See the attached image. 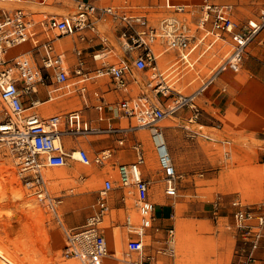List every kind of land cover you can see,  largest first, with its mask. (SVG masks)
Masks as SVG:
<instances>
[{"label": "built area", "instance_id": "obj_1", "mask_svg": "<svg viewBox=\"0 0 264 264\" xmlns=\"http://www.w3.org/2000/svg\"><path fill=\"white\" fill-rule=\"evenodd\" d=\"M1 1L14 6L0 7V101L3 105L0 111V155L11 152L23 178L35 174L37 180L44 183L42 170L45 167H64L73 158L72 152L64 146V137L74 138L85 130L77 124V110L49 116L40 114L36 110L44 102L38 98L40 88L50 87L47 89L50 100L60 92L75 90L77 85V91L83 93L87 90L86 81L108 76L118 91V97L109 101L100 96L96 108L101 112L110 108L114 116L120 115L137 124L131 128L116 126L111 116L104 115L101 119L106 125L97 131L116 136L117 146L125 147L127 137L136 132L133 130L145 127L165 194L170 197L178 195L180 174L161 121L168 112L179 108H188L190 121L197 120L202 111L198 102L200 95L222 74L240 72L251 43L264 29V9L257 21L242 20L236 15V3L230 1L202 0L193 5L184 0H161L157 6L173 14L159 17L127 6L125 9L121 5H99V0H70L74 11L63 15L27 7L29 4L47 5L50 0ZM195 9L199 11L198 15ZM37 15L42 17L37 18ZM107 19L117 23V41L112 42L107 35L100 36L102 47L93 54V59L103 62L93 74L84 69L82 50L76 48L78 64L75 73L79 78L71 80L64 52L56 47L57 39L76 35L86 41L87 32L98 33L99 22ZM170 50L176 51L177 58L165 59L163 65V57ZM206 54L209 55L206 72L203 73L202 69L196 71L199 86L190 93L173 88L171 81L175 82L182 69L195 68L194 55L199 60ZM116 55L115 62L108 61ZM170 91L176 96L170 104L164 105L157 96H169ZM130 149L135 158L117 165L118 185L115 186L114 175L106 173L85 223L66 230L65 256L77 258L82 264H105L108 244L102 224L110 209L112 193L118 188L122 192L119 196L122 203L126 204L127 194L134 196L136 210V219L127 215L124 222L129 234L127 253L138 254L142 264L151 258L145 253L147 238L151 230L159 228L155 224L156 204L150 196L151 180L143 171L147 165V149L137 136L131 141ZM114 151L106 148L92 157L85 148H77L79 160L84 165H104L111 160ZM231 207L234 227L243 246L229 264H264L257 255L264 237V201L247 204L235 198ZM165 239V250L159 248L157 251L174 258L177 242L174 226L166 228Z\"/></svg>", "mask_w": 264, "mask_h": 264}, {"label": "rangeland", "instance_id": "obj_2", "mask_svg": "<svg viewBox=\"0 0 264 264\" xmlns=\"http://www.w3.org/2000/svg\"><path fill=\"white\" fill-rule=\"evenodd\" d=\"M148 1L129 0L132 7L142 11L147 10L148 6L145 5L149 3ZM150 1L154 4L161 3V0ZM193 1L199 2L200 0ZM221 1L236 3L238 8L236 15L242 20H252L248 15L257 14L262 3H264V0H257L256 2L253 0ZM65 11L69 12L70 8L62 12ZM54 34L56 35V33ZM257 42L256 40L250 45L248 55L245 58L244 69L241 72L227 75V81L220 80L221 78L217 79L212 91L207 90L206 95H200L198 102L202 111L197 120L190 121L191 114L188 108H179L175 112H168L161 121L160 124L164 128L166 140L180 174L177 196L168 197L164 194L162 175L151 148L152 143L148 130L146 129L145 137L140 135L138 130H133L136 131L138 138L145 143L149 159H147V163L155 162L154 167L149 168V172L146 171V174L152 179L153 197H159L162 192L163 198L166 197L165 199L174 204L176 208L174 219L167 223L176 225L174 227L177 239H181L179 242L183 247L178 248L177 242L174 258L160 252L158 254L166 256L167 259L161 258L156 261V259L150 258L144 264H149L150 260L153 261L152 264H172V261H175L176 264H229L240 252L243 244L234 227L231 201L235 198H240L247 204H258L264 201V71L252 73L247 70V68L249 69L247 60L250 59L251 50L256 47L264 48V44L260 45ZM208 58L209 55L206 54L197 60L195 69L191 73L193 75L191 77L185 75L183 78L190 77V79L181 80L178 84L176 79L179 77H177L175 82L171 81L172 87L183 93H190L195 90L200 84L196 71L202 69L203 73L206 72L207 69L204 64L208 62ZM258 63L262 65L264 57L259 58ZM192 79L195 81L188 85L187 82ZM175 96L173 91L169 92L167 97L171 99L170 103ZM0 104H2L1 101ZM92 123L85 121L83 124H79L85 132L74 137V141L78 144L84 143L81 147L88 150L92 157L95 152L103 148H112L115 151L111 160L104 165H84L81 162L82 167L88 166L94 171V174L88 175V172L84 171L83 174L75 176L71 173L72 184L67 187L62 186L52 194V201L61 214L62 222L55 217L56 215L47 205L43 206V214L34 210L30 212L28 208L24 209L26 200L12 197L10 191L16 192L20 186L25 189L36 187L37 190L44 192V198L47 201L46 198L49 196L48 190L44 186L45 182L40 183L35 174L26 178L22 177L19 182L20 186L13 183V189L7 190L11 200L5 201L3 193L0 191V214L2 213L1 215L5 217L18 215L23 218L22 222H19L14 217L10 226V228L12 227L11 231H8L9 234L1 233L0 248L12 250L24 264H66V262L78 260L64 254V247L67 243L66 230L81 227L85 223L97 201V190L101 187L106 173L113 174L115 186L118 185L117 165L128 160L126 153H122L121 156L119 151H131L130 144L136 138V134L132 133L127 137L125 147H118L114 140L106 145L105 141L101 139V135L94 134L95 131H90ZM163 123L171 126H164ZM136 124L135 121L130 122L127 118L122 122L123 126L130 128ZM200 124L204 127L199 128ZM187 125H191L196 130L199 128L200 131L212 136L215 140L198 136L199 133H196V130L187 129ZM258 133H261L262 137ZM174 138L178 139L181 145L185 163H178L176 159L177 151ZM68 150L70 151V148ZM11 154V152H2L0 155V171L3 170L0 172V181H9L12 178L8 168L9 165L13 164L14 156ZM14 159L17 161L15 157ZM71 162L72 159H69L68 164L64 167H45L44 169H70ZM15 169L21 175L17 163ZM11 170H13L12 167ZM27 182H33L34 186L30 187L31 184H27ZM117 190L119 189L116 188L114 192L118 193ZM132 196L127 194L126 204L118 202L120 208H118L119 206L113 207V204L111 207L109 206L110 209L102 224L105 227L107 244L114 245L111 254L118 256V258L125 257L123 252H127L128 229L124 225L125 218L127 215H131L133 219H136L134 196ZM14 212L16 213L14 214ZM165 213V210H158L159 216H165ZM178 223L180 224L178 225ZM164 233H166V228ZM165 238L159 240L155 250L148 248L145 253L155 255L156 249L165 250L167 246ZM120 239L124 242V247L120 245ZM198 245L202 246L201 252L194 251L195 246ZM246 247L248 246L246 245ZM187 249L189 251H186ZM190 249L194 252L192 253ZM263 249L264 237L258 249L259 254L264 255ZM131 255L133 257L138 256L136 253ZM106 259L105 264H124L119 259L114 261Z\"/></svg>", "mask_w": 264, "mask_h": 264}, {"label": "crops", "instance_id": "obj_3", "mask_svg": "<svg viewBox=\"0 0 264 264\" xmlns=\"http://www.w3.org/2000/svg\"><path fill=\"white\" fill-rule=\"evenodd\" d=\"M184 1L189 2L193 5H197L202 0H200L199 2H194L193 0H184ZM217 1H221V0H217ZM256 1L257 0H253V2H256ZM148 2H147L148 4L145 5V6H148L147 10H144V11H148L150 14L154 15L155 17L173 14L172 11H168V10L164 9L163 7H160V6L155 7V6H157V4L152 3V1H150V0ZM0 3H1L0 7H5V6H9V7L12 6L13 7L14 6L13 4L12 5L6 4L1 0H0ZM97 3L99 5H103L105 3L112 4V5H121L125 9L127 6V8H130L132 10H136L134 7H132L131 2H129V0H122V2H121V0H99V1H97ZM27 7H30L31 10H37L38 12H45V13H49V14L52 13V14H58V15H63V14L74 11V4L70 0H50L49 4H47V5H35V6L33 5L32 6L31 4H29V5H27ZM69 8H70L69 12H67V11L62 12L63 10H66ZM237 9H236V12H237ZM262 9H264V3H262V6L260 7L259 12L257 14L252 13V14L248 15V17L252 20L257 21ZM136 11H142V10H136ZM195 14L198 15L199 11L196 10ZM37 17H40V15H37ZM117 28H118L117 23L115 21H113L112 19H107L106 21H100L99 22L98 33L95 34V33L90 32V31L87 32L88 39L86 41L80 40L76 35L62 36V37H59L57 39L56 47L58 48L59 51L64 52L65 63H66V67L68 69V73L71 77V80L74 81V80H77L79 78L76 76V73H75V70H76L77 64H78V56L75 53V49L78 48V49L82 50L81 58L84 60V69L88 72L94 73V70L97 67H99L103 62V60H94L93 59V54L96 52H99V50L102 47L100 36L107 35L112 40V42H116L117 37L119 35V30H117ZM256 40L258 41L257 42L258 44H260V45L264 44V29L253 40V42H255ZM263 53H264L263 47H256V48H253L251 50L250 59L247 60V64L249 66V69L247 68V70L251 71L252 73H262V71H264V63H262V65H260L258 63L259 58L264 57ZM176 58H177L176 51L170 50L163 57L162 63L164 65L165 59L166 60H171V59L176 60ZM193 58H194L193 61H195V65H196L198 58L195 55ZM117 59H118V55H116L114 57H110L108 59V61L109 62L110 61L115 62ZM245 61L246 60H244V63H243V66H242V69L240 70V72L244 69ZM204 66H205V64H204ZM205 68H206V66H205ZM137 73H139V72H137ZM141 74L144 75V73H141ZM230 74H234V73H224L219 78H221L220 80L227 81L228 80L227 75L230 76ZM85 85L87 86V90L83 93H80L79 91H77V87H78V85H77L75 90L60 92L59 94H56V96H54V98H52L50 100L47 98V89L50 87L42 86L40 88L38 98L44 102H42V104L39 105L36 110L40 114H42L43 116H49V115H53V114H65V113H69V112L77 110L78 114H79V119L77 122L78 125L83 124V122H85V121H90L91 123L93 122L90 126V130L91 129H92V131H93V129L96 130L94 132V134L101 135V139L105 141L106 145H108V143H110L111 140H114L115 144L117 145L116 136L111 135V134H105L103 132L97 131V129H99V127L106 125L104 120L102 121V119H101V117L104 115L108 116V117L111 116L112 117L111 121L116 126H123L122 122H123V120H125V118L121 117L120 115L114 116V114L110 108H106L104 111L101 112L96 108V105L98 104V100H99L100 96H104L109 101L110 100H116L118 97V91L115 89L112 80L108 76L93 78L91 80L86 81ZM215 85H216V82H214L211 86H209V88H207L206 91L207 90L212 91V89L214 88ZM205 92L203 93V95L205 94ZM208 93L210 94L211 92H208ZM157 97L165 105H168L170 103L169 101L171 99L168 98L167 96H164L163 94H159ZM67 98H68V101L69 100H71V101H69L67 106H65L63 109L55 110L52 107L48 106L52 102L62 101V100H65ZM25 99H28V97H25ZM28 104H29V102L26 103V105H28ZM163 125L166 126L165 123H163ZM138 133L144 137L146 136L145 130L143 132L138 131ZM258 134L262 137L261 133H258ZM136 136L138 137L137 134H136ZM63 143H64V146H65L67 151H69L68 148H70V151H72L73 149L83 148V147H81V145H84V143L83 144L82 143H80V144L76 143V141H74V139L69 137V136L64 137ZM151 148H152V145H151ZM103 149H105V148H103ZM103 149H101V150H103ZM101 150H98L97 152H95L94 155L99 153ZM128 151H130V150H126V152H123L122 150H120L119 154L122 156V153H126V157L128 159L127 161L134 160V158H135L134 154L135 153H133L132 150L130 152H128ZM147 159H148V156H147ZM148 160H147V162H148ZM150 169H152V168H150ZM143 171H144L145 177L151 180L150 196L156 204V218H157V220H156L155 224H156V227L159 228V230H157L155 228V229L150 231V236L147 238V246L145 249V252H146V250L148 248L155 250V247L158 246V244H159L158 243L159 240L166 237V233H164L165 228H167L169 226H176L175 224L169 225V223H167L169 220L174 219L176 208L174 207V204L167 201L166 199H164V201H165L164 203H161V202H158L156 200L157 198L153 197L152 179L149 177L148 174H146V171H148V172L150 171L149 170V163H147V165L143 168ZM91 174H94L93 170H92ZM88 175H90V174H88ZM117 191H118V193H115V192L112 193V196H111L110 201H109L110 207L113 204V207L119 206L118 208H120V205L118 202H120V203L122 202L119 200V196H121L122 192L120 190H117ZM164 194H165V191H164ZM97 196H98V190H97ZM160 209L166 211L165 216H159L158 215V210H160ZM232 211H233V209H232ZM232 218H233V216H232ZM104 232H105V227H104ZM105 236H106V232H105ZM128 237H129V234L127 233V238ZM176 238H177V235H176ZM109 245H110L111 249L114 248L113 244L109 243ZM262 252L264 253V249ZM257 255H258V257H260L261 259L264 260V255L262 253L259 254V250L257 251ZM161 258H166V256L158 254L157 249H156L155 255L154 254L151 255V259H153V260L156 259V261L160 260ZM152 262L153 261L150 260L149 264H152ZM172 264H176V262L172 261Z\"/></svg>", "mask_w": 264, "mask_h": 264}, {"label": "bare ground", "instance_id": "obj_4", "mask_svg": "<svg viewBox=\"0 0 264 264\" xmlns=\"http://www.w3.org/2000/svg\"><path fill=\"white\" fill-rule=\"evenodd\" d=\"M136 1V0H134ZM41 8V7H40ZM19 48L15 49V50H18ZM18 52V51H16ZM195 68H188L187 71L186 70V67L184 69H182L178 75V79H176V81H178V84L180 83L181 80H188L190 79L191 74L192 73V70H194ZM185 75H189L190 77L187 79H183ZM195 81V79L191 80V84ZM71 101V100H69ZM68 101V98L65 99V100H62V101H56V102H52L50 103L48 106L49 107H52L53 109L55 110H58V109H63L65 106H67V104L69 103ZM42 104V103H40ZM3 110V106L2 104H0V111ZM166 126H171V125H167L165 124ZM173 126V125H172ZM175 126V125H174ZM204 126L203 125H199V128H203ZM187 129H190V130H196L194 129V127H192L191 125H187L186 126ZM198 128V130H196L197 132L196 133H199L198 136H205L206 138H212L211 140H215L212 136H209V135H206L204 134L202 131H200ZM146 131V128L145 127H141L139 128L138 131ZM204 134V135H203ZM174 142H175V147H176V151H177V155H176V159L178 161V163H185V156L183 155L182 153V150H181V145L180 143L178 142V139L174 138ZM205 148V146H204ZM209 150V149H208ZM72 155H73V158H72V162L70 164V169H62V168H55V169H43L42 170V174H43V180L45 183V188L48 190V198L47 201H45V198H44V192H42V190H37V188H32V189H25V188H22L20 186V181L22 180V175H19L15 170L16 168V163L17 161H15L14 157H13V164H11V166L9 165V169H10V174L12 175V178L7 181V180H4V181H0V191L3 193V199L5 201L7 200H11L10 199V196H8L9 192L7 193V190H11L13 189V183H17V185L20 186V188L15 192L13 190H11L10 192L12 193V197L15 198V199H23V200H26L27 202H25V206H24V209L25 208H28V210H30V212H32V210L36 211V212H43V209H44V205H47L51 211H53L52 213L55 214L59 221L62 222V219H61V214L60 212L57 210V207L55 206L54 202L52 201V194L54 192L57 191L58 188L62 187V186H69L72 184V177H71V173H73L75 176H78V175H81L83 174L84 171H87L88 174H91L92 173V170L87 166L86 168L82 167L81 165V162L79 160V156H78V152H77V149H73L72 151ZM12 155V154H11ZM154 164L155 162L152 161V162H149V168H152L154 167ZM4 166V165H2ZM6 166V165H5ZM11 167L13 168V170H11ZM3 168V167H2ZM1 168V169H2ZM5 168V167H4ZM3 171V170H1ZM0 171V172H1ZM5 172V171H4ZM5 174V173H4ZM6 175V174H5ZM8 175V173H7ZM1 176V174H0ZM4 176V175H3ZM7 178V177H6ZM40 180V181H41ZM27 184H31L30 187H33L34 186V183L33 182H28ZM29 186V185H28ZM38 186H42V185H38ZM17 189V188H16ZM10 193V194H11ZM37 194L36 196L34 194ZM33 195L32 197H28V196H31ZM11 197V198H12ZM133 197V196H132ZM165 198H163V194L161 192V194L159 195V197H157V201L158 202H161V203H164ZM2 200V199H1ZM3 200V201H4ZM3 204V203H2ZM12 204V203H10ZM14 204V203H13ZM57 205V203H56ZM5 206V205H4ZM14 206V205H13ZM23 209V207H22ZM21 209V210H22ZM8 210V209H7ZM13 210V209H12ZM16 212H14L15 214ZM2 214V213H1ZM0 214V236H1V233L2 234H7L8 231L10 230L11 231V228L10 226L12 225V220H14V217L19 221V222H22L23 218L21 216H18V215H8V216H4V215H1ZM5 214V213H3ZM12 214V213H11ZM43 214V213H42ZM51 217V215H50ZM28 220V218H26ZM180 223H178L179 225ZM13 230V229H12ZM9 234V233H8ZM124 235V234H123ZM122 238V237H121ZM6 239V238H5ZM180 239V238H179ZM122 239H120V245H122V247H124V242L121 241ZM181 240V239H180ZM180 240H178V248H183L182 247V244L181 242H179ZM177 244V242H176ZM109 245V244H108ZM196 249L194 250L196 252H201L202 251V246H195ZM193 249V248H192ZM190 249V250H192ZM122 250V249H121ZM120 250V251H121ZM14 251V250H13ZM16 251V250H15ZM20 251V250H19ZM125 251V250H124ZM186 251H189V249H187ZM192 250V253L194 252ZM124 255H126L125 257L123 258H118V256L116 255H112L111 254V248H110V245L108 246V256H107V259L110 260V261H114L116 259H119L122 261V263L124 264H142L140 263L141 261V257L139 256H136V257H133L131 254L127 253L126 251L123 252ZM19 257L11 251H9L8 249H3V248H0V264H24L23 262H21L19 259ZM106 259V260H107ZM22 260V258H21ZM23 261V260H22ZM25 261V260H24ZM26 263V262H25ZM27 264V263H26ZM66 264H82L81 261L79 260H76V261H69V262H66Z\"/></svg>", "mask_w": 264, "mask_h": 264}]
</instances>
